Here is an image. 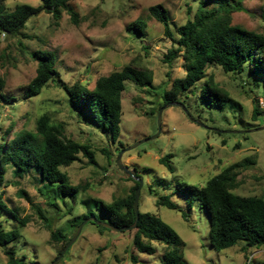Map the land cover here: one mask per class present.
<instances>
[{
  "label": "rangeland",
  "instance_id": "1",
  "mask_svg": "<svg viewBox=\"0 0 264 264\" xmlns=\"http://www.w3.org/2000/svg\"><path fill=\"white\" fill-rule=\"evenodd\" d=\"M197 1L74 0L70 6L78 14L77 25L66 13L55 24L49 14L41 11L29 17L16 36L0 33V76L5 81V100L0 102V144L2 137L8 143L21 131L36 133L37 120L46 115L49 123L61 127L66 139L89 145L95 156L94 165L80 157L79 162L51 173L50 183L43 181L36 170L23 179L13 177L10 169L7 171L4 182L0 183V198L8 212L1 213L0 229H20L17 242L7 246L16 258L24 257L26 264H51L58 257L61 244L51 242L50 233L33 206L49 220L52 231L65 236L71 235L87 218L110 224L100 211V202L108 204L123 198L134 186L116 165L119 153L127 150L121 162L143 183L139 212L155 215L174 230L184 243L182 255L186 264H264V248L243 253L236 245L214 251L205 210L194 205L188 211L184 196L174 193L177 182L204 186L226 167L248 160L251 164L239 169L238 186L232 193L264 197V130L243 135L218 133L264 127V119L263 122L251 120L254 100L258 101L264 117L260 76L252 78L247 71L240 76L226 75L219 68H208L207 75H212L214 82L227 92L231 104L218 108L198 97H190L186 100L188 113L203 127L189 121L176 107L166 108L160 127L157 125L155 112L161 101L156 94L169 90L174 80L184 77V70L180 58L171 65L163 62L172 43L149 9L161 5L173 29L193 17ZM3 5L6 11H12L21 5L36 8L40 3L3 0ZM243 7L245 11L232 15V24L264 35V0H244ZM134 21L146 24L142 38L126 29ZM34 51H47L56 57L55 74L37 96L27 92V85L36 76V63L30 56ZM132 62L152 74V85L141 89L131 82L125 83L120 135L113 142L109 134L69 110L61 86L79 83L93 89L97 79ZM144 140L147 141L135 147ZM132 147L135 148L129 150ZM165 156H169L172 173L159 163ZM57 182L74 187L75 198L55 197L53 190ZM154 195L171 196L187 219L183 220L180 212L156 207ZM12 216L27 220L25 226L21 228ZM152 246L156 249L154 255L140 254L131 249L129 232H113L88 222L56 264H161L164 247L155 242ZM131 253L137 263L131 261ZM0 264H7L1 247Z\"/></svg>",
  "mask_w": 264,
  "mask_h": 264
},
{
  "label": "trees",
  "instance_id": "2",
  "mask_svg": "<svg viewBox=\"0 0 264 264\" xmlns=\"http://www.w3.org/2000/svg\"><path fill=\"white\" fill-rule=\"evenodd\" d=\"M38 1L40 5L36 8L21 5L16 6L12 11H6L3 0H0V33L7 37L16 36L28 18L41 11L49 14L55 24L63 13L69 16L74 25L78 24V14L70 6V2L74 0ZM243 2L244 0H198L193 17H188L184 24L173 29L170 27L167 12L161 5L149 9L150 15L163 26L164 36L172 43L163 62L171 65L174 60L180 58L184 70L183 78L174 80L169 90L162 88L163 90L156 94L161 104L156 109L155 115L169 103H181L188 110L186 100L190 97H198L210 106L218 108L229 106L231 98L227 92L214 82L212 75H207V69L212 67L221 69L226 75L240 76L247 71L252 78L258 79L260 76L258 82L264 92V35L232 24V15L245 11ZM126 29L129 34L142 38L146 24L142 21H134ZM30 56L36 63V76L27 85V92L37 96L47 87L55 74L56 57L47 51H34ZM126 82H131L141 89L150 88L152 74L132 62L120 71L97 79L93 89H88L79 83H74L70 87L62 85L61 89L66 95L67 106L71 112L91 121L100 131L109 134L115 142L120 135L122 125V99ZM4 89L5 81L0 76V102L5 100ZM262 114L258 101L254 100L251 120L263 122ZM2 140L0 183L4 182L9 169L13 177L18 179H23L36 170L43 181L50 183L51 173L56 174L61 168L79 162L80 157L85 158L90 165L95 164L91 147L66 139L61 127L49 123L46 115H42L37 120L36 133L21 131L8 143H5L4 137ZM238 147L239 145L236 144L235 148ZM103 153L106 154L107 151L103 150ZM168 161L169 156H165L159 160V163L172 173ZM249 164L251 163L248 160L232 164L210 178L204 186L177 182L174 189L175 194L184 196L188 211L194 205L205 210L209 218L210 245L216 252L236 245L240 246L243 253L264 248V197H241L232 193L238 186L239 169ZM128 180L134 183L129 195L113 199L108 204L100 202V211L116 228L130 226L135 220L132 204L138 182L130 178ZM57 183L53 190L55 197L75 198L77 190L74 187L64 182ZM21 197L27 199L25 193H21ZM154 197L156 207L180 212L182 219H187L182 209L172 202L171 196L154 195ZM50 205L55 208L54 204ZM33 207L40 220L44 221L51 242L61 244L59 255L77 227L69 236L52 231L49 220L37 206ZM7 212L0 198V216L1 213ZM12 218L21 228L27 221L16 216ZM126 232L131 234V249L134 251L149 256L154 255L156 249L152 243L155 242L164 247L161 264H186L182 255L183 241L174 230L155 215L139 213L136 228ZM19 237V228L9 231L0 229V247L3 249L7 264H26L24 257L16 258L14 252L7 249V246L17 242ZM130 256L131 261L137 263L132 253Z\"/></svg>",
  "mask_w": 264,
  "mask_h": 264
},
{
  "label": "water",
  "instance_id": "3",
  "mask_svg": "<svg viewBox=\"0 0 264 264\" xmlns=\"http://www.w3.org/2000/svg\"><path fill=\"white\" fill-rule=\"evenodd\" d=\"M168 107H176V108H180L183 113L186 115V117L189 119V121L203 127L202 123L200 121H196L194 119L191 118V116L189 115L188 113V110L184 107L183 104L181 103H169L167 105H165L164 107H162L158 113H157V125L158 127H160V124H161V117H162V112L168 108ZM261 130H264V127H260V128H257V129H253L251 131H245V132H218L220 134H236V135H243V134H246V133H249V132H255V131H261ZM153 138H156L153 137ZM147 140H144V141H141L139 143H137L135 145L138 146L144 142H146ZM135 147H132L131 149L129 150H132L133 148ZM128 150V151H129ZM127 152V150H124L122 151L121 153H119L117 159H116V165L118 167V169L125 174V176L127 178H130V179H133L134 181L138 182V187L137 189L135 190V193H134V200H133V210H134V215H135V220H134V223L130 226H127V227H122V228H116L114 226H112L111 224H107V223H104V222H100L98 220H96L95 218H87L85 219L76 229V232L74 234V236L69 240V242L65 245V247L62 249L61 253L58 255V257L51 263V264H56L59 260H61L62 256L64 255L65 251L68 249V247L78 238L80 232H81V229L82 227L88 223V222H91V223H94L95 225L97 226H101V227H104L110 231H113V232H122V231H130V230H133L136 228L137 224H138V221H139V208H138V199H139V194H140V191H141V188H142V180L138 177H135V172L134 171H131V170H128V168L126 166H124L121 162V158H122V155Z\"/></svg>",
  "mask_w": 264,
  "mask_h": 264
}]
</instances>
